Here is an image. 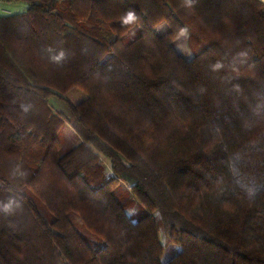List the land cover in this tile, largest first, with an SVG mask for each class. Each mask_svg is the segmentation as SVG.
<instances>
[{
  "label": "trees",
  "instance_id": "1",
  "mask_svg": "<svg viewBox=\"0 0 264 264\" xmlns=\"http://www.w3.org/2000/svg\"><path fill=\"white\" fill-rule=\"evenodd\" d=\"M3 1L0 264H264V4Z\"/></svg>",
  "mask_w": 264,
  "mask_h": 264
},
{
  "label": "rangeland",
  "instance_id": "2",
  "mask_svg": "<svg viewBox=\"0 0 264 264\" xmlns=\"http://www.w3.org/2000/svg\"><path fill=\"white\" fill-rule=\"evenodd\" d=\"M11 14H15L16 12L22 11V8L19 9L15 6H10L9 9ZM168 31V27L165 24L160 25L157 28V32L159 35L165 34ZM134 35V32L131 33ZM175 46L177 47V50L180 54L183 55V57L187 60H190L192 58V52L189 49V46L185 42V39L179 38L175 43ZM85 95L78 89H73L70 92L51 97L48 101L52 111L55 114L63 115L65 117V123L63 127V142L65 148H72L75 145H78L82 142V139L78 137V135L73 131L71 124L69 123V116H70V104H75L84 99ZM98 155L101 158V163L104 166L106 172L108 175L111 174V165L110 161L103 155L98 153ZM122 201H124L123 206H125V209L127 210L128 214L133 216L135 215L136 218H139L140 214V208L139 206L135 205L131 201V196L128 194V192H125L123 195ZM128 202V203H127ZM84 234L89 236L88 232L86 230L82 231ZM162 242L164 243V239L161 236ZM180 252V248L176 245H164V257L163 261H168L170 258H172L174 255Z\"/></svg>",
  "mask_w": 264,
  "mask_h": 264
},
{
  "label": "clouds",
  "instance_id": "3",
  "mask_svg": "<svg viewBox=\"0 0 264 264\" xmlns=\"http://www.w3.org/2000/svg\"><path fill=\"white\" fill-rule=\"evenodd\" d=\"M135 20H136L135 13L134 12H131V11L127 12L125 14V16L123 17V23L126 24V25L127 24H131V23H134ZM63 57H64V53L61 52L59 56L53 57L52 60L54 62H57L58 63ZM22 108H23V110L25 112L29 111V107L28 106L22 105ZM12 203L13 202H9L8 204H4L3 207H2V210L4 212H9L11 210V208H12Z\"/></svg>",
  "mask_w": 264,
  "mask_h": 264
},
{
  "label": "crops",
  "instance_id": "4",
  "mask_svg": "<svg viewBox=\"0 0 264 264\" xmlns=\"http://www.w3.org/2000/svg\"><path fill=\"white\" fill-rule=\"evenodd\" d=\"M259 1L264 4V0H259ZM10 6H15V7L19 8V9L22 8V11L16 12V13L25 12L26 9H27V4L24 3V2H6V1H3V0H0V12L1 11H6V12L10 13V11L7 10V9H9ZM9 15H12V14L10 13ZM9 15H7V16H9Z\"/></svg>",
  "mask_w": 264,
  "mask_h": 264
},
{
  "label": "built area",
  "instance_id": "5",
  "mask_svg": "<svg viewBox=\"0 0 264 264\" xmlns=\"http://www.w3.org/2000/svg\"><path fill=\"white\" fill-rule=\"evenodd\" d=\"M10 13L6 12V11H1L0 12V16H7L9 15Z\"/></svg>",
  "mask_w": 264,
  "mask_h": 264
}]
</instances>
